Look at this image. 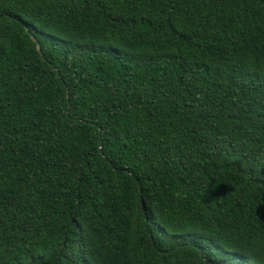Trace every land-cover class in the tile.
I'll return each instance as SVG.
<instances>
[{
  "label": "trees",
  "instance_id": "trees-1",
  "mask_svg": "<svg viewBox=\"0 0 264 264\" xmlns=\"http://www.w3.org/2000/svg\"><path fill=\"white\" fill-rule=\"evenodd\" d=\"M0 264H264V0H0Z\"/></svg>",
  "mask_w": 264,
  "mask_h": 264
}]
</instances>
